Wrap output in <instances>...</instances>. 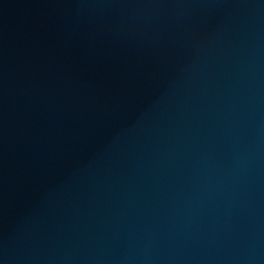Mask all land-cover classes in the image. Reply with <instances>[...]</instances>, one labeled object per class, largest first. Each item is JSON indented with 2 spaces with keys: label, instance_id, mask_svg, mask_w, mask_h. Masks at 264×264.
<instances>
[{
  "label": "water",
  "instance_id": "obj_1",
  "mask_svg": "<svg viewBox=\"0 0 264 264\" xmlns=\"http://www.w3.org/2000/svg\"><path fill=\"white\" fill-rule=\"evenodd\" d=\"M0 264H264V0H0Z\"/></svg>",
  "mask_w": 264,
  "mask_h": 264
}]
</instances>
